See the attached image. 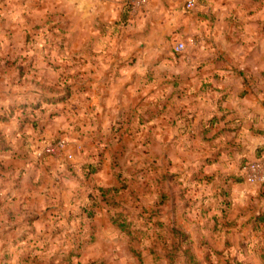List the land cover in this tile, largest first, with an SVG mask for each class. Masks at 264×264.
Returning a JSON list of instances; mask_svg holds the SVG:
<instances>
[{
  "label": "rangeland",
  "instance_id": "374dc122",
  "mask_svg": "<svg viewBox=\"0 0 264 264\" xmlns=\"http://www.w3.org/2000/svg\"><path fill=\"white\" fill-rule=\"evenodd\" d=\"M128 1L0 0V264H264V0Z\"/></svg>",
  "mask_w": 264,
  "mask_h": 264
},
{
  "label": "crops",
  "instance_id": "0c3cea01",
  "mask_svg": "<svg viewBox=\"0 0 264 264\" xmlns=\"http://www.w3.org/2000/svg\"><path fill=\"white\" fill-rule=\"evenodd\" d=\"M100 70H101V68H100ZM190 72H191V69H186L184 71V74L188 76V74ZM192 72H193V70H192ZM198 72H201V73H199V75H202L204 72H206V69L200 70V71L198 70L197 73ZM260 80L261 81H260V87H259L260 88L259 89V91H260L259 96L255 97L252 94L253 91H252V88L250 87V89L248 90L249 94L245 97L246 103H245V108L243 110L244 111V113H243L244 114L243 115L244 121L243 122H244V127H248L250 132L253 133V130H255V131L259 130L260 137L257 138L256 144H259L260 148L263 150L262 152H264V69L261 72V79ZM201 85L202 84H200V86ZM213 86L214 87H211V86L210 87L208 86V87L210 88V90H211V88L213 89V88L217 87V85H213ZM208 87L206 86V89H208ZM215 91H216V89H215ZM226 92L229 93L230 90L228 89V91H226ZM227 98H228V95H225L223 97L222 100L224 103L228 101ZM229 98H230L229 100H231V96H229ZM221 102H220V100H217L216 102H212L211 107L215 108V105L220 106ZM206 114H208V113H206ZM210 116H211V114H210ZM212 116H214V114H212ZM201 118H202V120H204L203 119L204 116ZM221 119H223V117H220L219 120H221ZM215 120L216 119L214 118L211 122H208L209 120L206 122L212 124L213 122H215ZM262 154H264V153H262Z\"/></svg>",
  "mask_w": 264,
  "mask_h": 264
},
{
  "label": "built area",
  "instance_id": "2783aa9c",
  "mask_svg": "<svg viewBox=\"0 0 264 264\" xmlns=\"http://www.w3.org/2000/svg\"><path fill=\"white\" fill-rule=\"evenodd\" d=\"M147 0H129L127 2V5L133 9L136 10L140 6L145 5ZM184 7L186 10H193L198 4V0H183ZM183 45L179 44L177 45L176 49L177 51L182 50ZM245 169L248 171L247 180L249 182L255 183L260 178H264V156L258 158L257 160L247 163L245 166Z\"/></svg>",
  "mask_w": 264,
  "mask_h": 264
},
{
  "label": "trees",
  "instance_id": "16d2710c",
  "mask_svg": "<svg viewBox=\"0 0 264 264\" xmlns=\"http://www.w3.org/2000/svg\"><path fill=\"white\" fill-rule=\"evenodd\" d=\"M212 120H213V119H211L210 122H211ZM106 191H107V190H106ZM106 191H105V190H102L103 195L106 194ZM118 219H120V218L118 217L117 219L113 220V223H116L117 226H118L121 230L128 232L127 227L124 225V221H122V223H118Z\"/></svg>",
  "mask_w": 264,
  "mask_h": 264
}]
</instances>
